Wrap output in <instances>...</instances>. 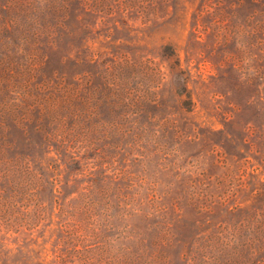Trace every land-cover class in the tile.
I'll return each mask as SVG.
<instances>
[{
    "label": "rangeland",
    "instance_id": "obj_1",
    "mask_svg": "<svg viewBox=\"0 0 264 264\" xmlns=\"http://www.w3.org/2000/svg\"><path fill=\"white\" fill-rule=\"evenodd\" d=\"M29 1L0 33V264H264V0ZM61 80L92 116L43 115Z\"/></svg>",
    "mask_w": 264,
    "mask_h": 264
},
{
    "label": "trees",
    "instance_id": "obj_2",
    "mask_svg": "<svg viewBox=\"0 0 264 264\" xmlns=\"http://www.w3.org/2000/svg\"><path fill=\"white\" fill-rule=\"evenodd\" d=\"M93 3H95L97 7L102 6L97 0ZM32 6L33 2L29 0H8L4 6H0V33H8L9 36L7 37H11V40L14 39V36L22 35L27 29L28 24L26 21H36L33 16L31 18L28 17V13ZM38 30L35 33L41 35ZM170 51L171 50H167L166 53L172 55L171 53L174 52ZM115 70L116 69L113 68L111 71H108V69L105 71V73L109 72L111 77H109L104 90L102 89L99 91L106 102L112 106L113 113H116L115 109L129 108V106L135 102V99L137 102L139 99L135 97L136 94L133 93V89L129 82L125 80V77H121L119 74L114 73L113 71ZM63 82L64 83L61 85L62 92H60L59 96H50L46 99L43 107V115L50 119L51 124L61 123L65 118L69 119L70 117L76 120L82 116L85 118L92 116L95 113L92 103L95 104L96 98H91L89 95L83 96L80 82ZM97 89L92 92L93 95L96 94ZM154 101L156 100H153V102ZM15 109L16 106L12 111ZM40 125V127H42V122Z\"/></svg>",
    "mask_w": 264,
    "mask_h": 264
}]
</instances>
